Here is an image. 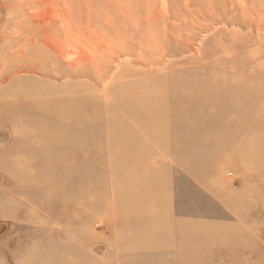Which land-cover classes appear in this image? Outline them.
<instances>
[{"label":"rangeland","instance_id":"1","mask_svg":"<svg viewBox=\"0 0 264 264\" xmlns=\"http://www.w3.org/2000/svg\"><path fill=\"white\" fill-rule=\"evenodd\" d=\"M3 1L0 264H264V0ZM21 78L101 121L66 154Z\"/></svg>","mask_w":264,"mask_h":264},{"label":"bare ground","instance_id":"2","mask_svg":"<svg viewBox=\"0 0 264 264\" xmlns=\"http://www.w3.org/2000/svg\"><path fill=\"white\" fill-rule=\"evenodd\" d=\"M2 2H4L3 0H0V11L3 9V8H5V5L2 3ZM26 2V1H25ZM24 3V2H23ZM21 4V3H20ZM34 4H35V0L34 1H32L31 3H30V6L32 7V8H34L33 6H34ZM121 4V3H120ZM128 5V4H127ZM10 6V5H9ZM35 6H38V5H35ZM118 7H119V5H118ZM67 10V9H66ZM104 10V9H103ZM102 11V10H101ZM104 11H106V10H104ZM129 11V10H128ZM107 12V11H106ZM124 12H127V10L126 11H124ZM105 13V12H104ZM26 14V13H25ZM41 14V13H40ZM65 14V13H64ZM108 14V13H107ZM128 14V13H127ZM130 14H131V12H130ZM109 15V14H108ZM68 16V15H67ZM11 17V16H10ZM32 17V16H31ZM63 17H64V15H63ZM111 17V16H110ZM87 18V17H86ZM16 19V18H15ZM34 19V18H33ZM88 19V18H87ZM1 20V19H0ZM8 21V20H7ZM17 21V20H16ZM40 21V20H39ZM44 21V20H43ZM12 22V21H11ZM6 23V22H5ZM60 23H61V21H60ZM67 23V22H66ZM69 23V22H68ZM67 23V24H68ZM108 23V22H107ZM42 24V23H41ZM53 24V23H52ZM52 24H50L51 26H52ZM63 24V23H62ZM61 24V25H62ZM2 25V24H1ZM4 25V24H3ZM2 25V26H3ZM125 25V27H126V24H124ZM136 25V24H135ZM7 26V25H6ZM47 26V25H46ZM68 26H69V24H68ZM39 27V26H38ZM43 27V26H42ZM48 27V26H47ZM70 27V26H69ZM64 28H66V27H64ZM127 28V27H126ZM45 29V28H44ZM47 29V28H46ZM70 30H71V28H70ZM57 31V30H56ZM65 31V30H64ZM93 31V30H92ZM48 32V31H47ZM67 32H68V30H67ZM93 32H95V31H93ZM97 32H101L100 30L99 31H97ZM117 33H119L118 31H116ZM57 33V32H56ZM121 33V32H120ZM69 34V33H68ZM74 34V33H73ZM94 34V33H93ZM70 35V34H69ZM49 36V35H48ZM71 36V35H70ZM70 36H68V38L70 37ZM76 36V35H75ZM116 36H118V35H116ZM132 36H133V34H132ZM56 37V36H55ZM58 37V36H57ZM77 37V36H76ZM123 37V36H122ZM126 37V36H125ZM19 38V37H18ZM92 38H93V36H92ZM109 38V37H108ZM117 38V37H116ZM119 38V37H118ZM118 38H117V40H118ZM20 39V38H19ZM55 39V38H54ZM95 40H96V38H94ZM93 39V40H94ZM112 39V38H111ZM111 39H110V41H111ZM57 40V39H56ZM70 40V39H69ZM73 40H75V38L73 39ZM78 39L76 38V40L75 41H77ZM119 40H121V39H119ZM125 40V39H124ZM33 41V40H32ZM43 41H44V39H43ZM79 41V40H78ZM77 41V42H78ZM85 41V40H84ZM83 41V42H84ZM103 41V40H102ZM34 42V41H33ZM51 42V41H50ZM80 42V41H79ZM79 42H78V46H79ZM100 42V41H99ZM108 42H109V40H108ZM107 42V43H108ZM26 43V42H25ZM95 43V42H94ZM104 43V42H103ZM106 43V44H107ZM114 43V42H113ZM116 43V42H115ZM46 44H48V43H46ZM60 44V43H59ZM100 44H102V43H100ZM55 45V44H54ZM58 45V44H57ZM83 45V44H82ZM110 45V44H109ZM96 46V45H95ZM102 46V45H101ZM111 46H112V44H111ZM120 46V45H119ZM49 47H50V44H49ZM52 47H54L53 46V44H52ZM58 47V49H52L56 54V56H60V58L64 55L63 53H65V50H64V52H62L61 51V48H59V45L57 46ZM61 47V46H60ZM97 47V46H96ZM106 47V46H105ZM101 48V47H100ZM112 48V47H111ZM124 48V47H123ZM75 49H77V48H75ZM102 49V48H101ZM125 49V48H124ZM87 50V49H86ZM99 51H101L100 49H99ZM98 51V52H99ZM74 52V51H73ZM73 52H71V53H73ZM79 52V51H78ZM68 53H69V51H68ZM95 52H93V54H94ZM113 53H114V51H113ZM66 55H68L67 53H65ZM74 55H75V53H73ZM77 54H80V56H79V58L78 59H80V60H78V61H81V60H87L88 58H89V56H91V55H88L86 52H85V50H83V51H81L80 53H77ZM76 56V55H75ZM118 56V55H117ZM65 57H68V56H65ZM77 57V56H76ZM112 57V56H111ZM113 57H116V56H113ZM64 58V57H63ZM65 59V58H64ZM111 59H113V58H111ZM116 59V58H115ZM42 60V59H41ZM62 60V59H61ZM73 60V59H72ZM118 60V59H117ZM44 62V61H43ZM42 62V63H43ZM105 62V61H104ZM114 62V61H113ZM107 63V62H106ZM105 63V64H106ZM110 62H108V64H109ZM102 64V63H101ZM110 65V64H109ZM101 67V66H100ZM129 68V67H128ZM20 69V68H19ZM129 70H130V68H129ZM132 71V70H131ZM23 74H29V73H31L32 72V69L30 68V69H24V68H22V71H21ZM97 72V71H96ZM133 72H136L135 70L133 71ZM33 73V72H32ZM101 74V71L100 72H98V74ZM130 73V72H129ZM20 74V71H18V70H16L12 75H10L8 78H10V80H12V79H16V77L18 76ZM7 79V78H6ZM30 79H32V78H27V79H20L21 80V83H16L15 84V89H12V91L11 92H8V95H9V97H10V99H19V98H21V97H29V99H30V103L32 104V106L34 105V106H38V104H34V102H35V100L37 101V102H40V101H42L43 103H47V104H49L48 106H50V108H48L47 106H46V108L45 109H42V110H44V111H46V112H48L49 114L51 113V112H53L50 116H51V118H52V120H50V122H55V123H57V128L56 129H53V130H48V131H45V130H40V133H39V135H41L42 137H44V139H46L47 141H50L51 143H57V144H60V142H62V143H66V145L67 146H61L62 148H64V151H65V153L66 152H68V151H70V148H72L71 146H73L74 144H77L78 145V143H79V141H81V142H85L86 141V137H87V134H89V131L91 130V126H88V125H86L85 124V120H86V118L87 117H89L91 120H93V121H95V122H98V121H101V114H100V112H98V110H99V108L98 109H96L94 112H92L91 114H89V111H87V102H86V100L83 98L84 96H83V94H81V95H79V93H78V95H72V96H70V97H67V98H60V97H52V96H48V94L47 93H43V92H41L40 90H38V89H36V86L35 87H33L32 86V84H30V81H32V80H30ZM9 80V81H10ZM22 80H26V81H28V82H26L24 85H22ZM81 80V79H80ZM83 80V79H82ZM113 80V79H112ZM112 82V81H111ZM93 83V82H92ZM107 83V82H106ZM110 83V82H109ZM95 84V83H94ZM103 85H105V84H103ZM109 85V84H108ZM18 86V87H17ZM104 88V87H103ZM108 88V87H107ZM44 90V89H43ZM52 90V89H51ZM56 90V89H55ZM59 90V89H58ZM57 90V91H58ZM62 90H64V89H62ZM61 90V91H62ZM54 91V90H53ZM103 91H104V89H103ZM64 92V91H63ZM41 93H43V95L41 94ZM51 93H52V91H51ZM62 93V92H61ZM104 93V92H103ZM146 93V92H145ZM55 94H56V92H55ZM36 95V96H35ZM68 95H69V93H68ZM132 95V94H131ZM43 96H46L45 98H42V99H40L41 97H43ZM49 97V98H48ZM137 97V96H136ZM52 102H55L56 104L58 103L60 106H56V108L57 109H52L53 108V104H52ZM93 103V102H92ZM91 105H93V104H91ZM24 106H25V104H24ZM23 106V107H24ZM94 108V107H93ZM37 109H39V108H37ZM67 110V111H66ZM40 129V128H39ZM67 154V153H66ZM46 162V161H45ZM47 163V162H46ZM48 164V163H47ZM68 173V172H67ZM69 178H70V174L68 173V174H66L65 173V180H66V182L67 181H69ZM123 182H125L124 184H128L126 181H123ZM129 185V184H128ZM129 188H130V186H129ZM62 194H67V195H69V193H68V190L67 189H65V190H62V192H61ZM70 197L69 198H65L64 199V203H70ZM79 200H81V197H79ZM72 201V200H71ZM73 202V201H72ZM64 220L63 221H65L66 223H71V220H69L70 218L68 217V216H65L64 218H63ZM63 235L65 236V234L63 233Z\"/></svg>","mask_w":264,"mask_h":264}]
</instances>
